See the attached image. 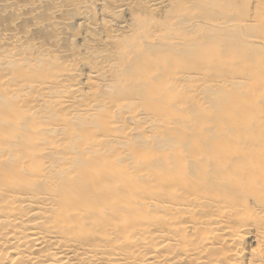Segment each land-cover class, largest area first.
Here are the masks:
<instances>
[{
    "label": "bare ground",
    "instance_id": "bare-ground-1",
    "mask_svg": "<svg viewBox=\"0 0 264 264\" xmlns=\"http://www.w3.org/2000/svg\"><path fill=\"white\" fill-rule=\"evenodd\" d=\"M0 264H264V0H0Z\"/></svg>",
    "mask_w": 264,
    "mask_h": 264
}]
</instances>
